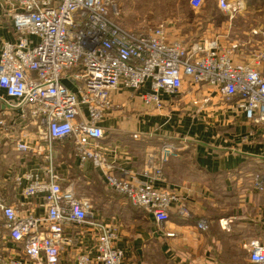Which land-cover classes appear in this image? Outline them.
<instances>
[{
    "label": "built area",
    "instance_id": "2783aa9c",
    "mask_svg": "<svg viewBox=\"0 0 264 264\" xmlns=\"http://www.w3.org/2000/svg\"><path fill=\"white\" fill-rule=\"evenodd\" d=\"M4 4L15 40L0 47V90L6 98L0 102L5 115L17 112L18 121L34 126L40 142L31 147L15 141V151L39 156L40 171L16 173L11 179L24 198L41 199L43 214L19 213L0 192V264H64L62 254L74 245L73 264H125V254L115 244L118 223L102 218L89 199L63 186L54 143L71 144L78 165L89 162L99 169L105 188L151 217L157 227L168 222L176 196L155 183L163 181V165L177 159L180 149L162 143L149 156L153 161L142 180L128 170L112 169L100 147V124L113 110V93H138L141 104L157 109L161 94L176 97L184 88L196 87L217 93L248 122L264 126V75L250 64L232 62L236 45L221 52L213 40H169L162 25L129 32L113 18L116 10L110 0ZM202 4L189 2L193 10ZM216 6L230 18L237 11L227 0H217ZM257 61L264 62V47ZM209 101L207 95L202 103ZM6 126L2 115L0 128ZM251 185L264 193L258 175ZM230 223L219 221L222 229ZM206 228L198 223V229ZM243 249L249 264H264V243L251 241Z\"/></svg>",
    "mask_w": 264,
    "mask_h": 264
},
{
    "label": "crops",
    "instance_id": "0c3cea01",
    "mask_svg": "<svg viewBox=\"0 0 264 264\" xmlns=\"http://www.w3.org/2000/svg\"><path fill=\"white\" fill-rule=\"evenodd\" d=\"M7 11L0 0V47L15 40ZM194 11L200 15L203 8ZM209 23L198 38H214L210 33L213 24H224ZM207 95L210 101L203 104ZM0 97L6 100L2 90ZM111 99L113 110L100 124L104 131L100 147L106 163L116 172L125 169L142 180V173L153 161L149 156H155L162 143L180 149L177 159L163 165V181L155 183L176 196L169 220L157 227L144 215L146 230L139 218L124 215L122 208L131 207L105 188L99 169L89 162L78 165L71 144L63 151L54 143L63 186L67 184L75 195L89 199L107 220L131 221L134 230L122 225L116 228L115 244L124 252L125 264H249L243 245L264 243V193L253 191L251 185L255 175L264 181V126L248 122L217 93L196 87L184 88L176 97L161 94L157 109L141 104L138 93L131 91L115 92ZM3 104L0 102V116L4 115L7 126L0 128V192L19 213L40 216L41 199L24 198L11 179L16 173L40 171L38 155L14 149L17 139L31 147L40 143L36 129L18 121L17 112L5 115ZM64 154L69 156L66 163ZM94 202L106 208V215ZM221 220L231 221L227 229L221 228ZM201 222L206 230L198 229Z\"/></svg>",
    "mask_w": 264,
    "mask_h": 264
},
{
    "label": "rangeland",
    "instance_id": "374dc122",
    "mask_svg": "<svg viewBox=\"0 0 264 264\" xmlns=\"http://www.w3.org/2000/svg\"><path fill=\"white\" fill-rule=\"evenodd\" d=\"M110 1L116 10L113 18L123 29L129 32H139L162 25L167 30L169 40H183L184 38L186 42L197 41L202 39L198 38V35L208 29L206 27L208 22L224 23L223 26L212 25L210 33L214 34V38L208 40L217 41L221 52H226L232 48V45H236L237 48L231 54L232 62L250 64L264 75V62L258 63L257 61L264 47L262 35L264 34V0H227L229 4L237 7V11L231 18L217 8V0H203V12L200 15H196L195 11L190 8V0ZM59 146L63 148V151L70 148L67 142L60 143ZM66 159H69V156L64 154L62 160L65 163ZM102 191L106 194V190ZM95 206L101 209L96 203ZM103 210L106 215V208ZM122 210L126 216L139 218L144 229L148 230L146 221L142 219L144 216L142 213L129 207H123ZM102 218L106 219L104 216ZM130 222L127 219H121L118 226L122 225L128 231L134 230ZM76 249V245L65 249L62 254L65 264H73Z\"/></svg>",
    "mask_w": 264,
    "mask_h": 264
}]
</instances>
